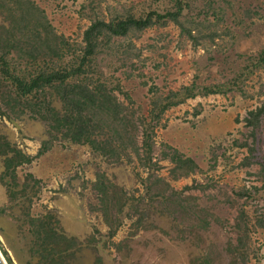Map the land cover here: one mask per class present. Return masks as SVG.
I'll return each instance as SVG.
<instances>
[{"label": "rangeland", "instance_id": "obj_1", "mask_svg": "<svg viewBox=\"0 0 264 264\" xmlns=\"http://www.w3.org/2000/svg\"><path fill=\"white\" fill-rule=\"evenodd\" d=\"M31 1L63 37V63L77 53L83 31L96 18L107 21L116 12L162 13L173 7V0ZM188 4L181 19L184 31L171 22L154 25L112 38L95 56L96 71L89 79L113 93L127 117V130L134 133L135 152L131 144L120 148L121 156H131L129 160L108 162L100 157L106 156L101 151L52 131L46 109L38 113L25 103L5 102L0 97V138L32 157L16 167L13 180L4 176L0 155V255L5 264L35 262L27 213L30 218L51 214L65 234L83 241L86 250L72 264H196L201 255L207 264H240L242 259L245 264H264V229L255 235V242L237 229L243 216L264 214V189L249 188L260 187L258 166L242 165L248 147H255L253 156L264 159V112L255 130L245 121L250 110L264 107V64L251 67L264 48V0H188ZM213 10L219 14L215 26L206 22ZM9 19L5 10L0 11V24L7 26ZM198 22L202 26L191 33L197 39L194 43L185 30ZM10 57L16 59L14 53ZM191 84H223L225 93L187 99L160 119L150 115L157 96ZM2 95L13 98L1 79ZM37 100L42 98L32 102ZM54 106L60 108L59 103ZM144 132L150 136L148 156L157 167L148 180L147 167L136 157L144 156ZM242 143L246 146L240 147ZM176 154L191 159L196 168L188 175L172 173L174 166L165 156ZM99 172L129 195H142L132 206L137 210L123 217L111 239H107L109 228L92 187ZM156 178L160 179L157 185ZM165 183L181 200L177 203L185 209L192 207L198 224L208 220L211 228L197 234L167 235L170 224L163 221L173 220L168 216L158 220L159 210L150 216L142 213L154 188ZM242 187L249 188V195L236 196ZM97 238L105 250L93 251L95 244L87 243ZM119 242L132 251L118 252L115 245Z\"/></svg>", "mask_w": 264, "mask_h": 264}, {"label": "trees", "instance_id": "obj_2", "mask_svg": "<svg viewBox=\"0 0 264 264\" xmlns=\"http://www.w3.org/2000/svg\"><path fill=\"white\" fill-rule=\"evenodd\" d=\"M188 7V0H173L172 9L165 10L162 13L158 10L147 13L124 11L123 13L116 12L107 21L96 18L83 31L81 45H79L77 53H73V57L63 63L61 60L63 57L62 51L66 44L63 37L56 34L45 13L31 0H0V11L5 10L10 18V23L7 26L0 24V80L2 79V82L7 83L11 88L13 98L10 95L0 97L5 102L25 103L30 110L35 111L36 109L38 113L43 108L46 109V116L50 121L52 131L60 133L59 135L62 138H67L77 145H88L94 150L101 151L106 156L100 157L107 159L108 162L114 161L117 163L121 158L129 160L131 156H121L120 148H126L131 144L133 150L134 133L132 134L127 130L128 125L126 126L125 123L127 117L113 93L104 84H95L89 79V76L96 71L95 56L114 37H125L131 32H140L154 25L165 26L168 22L181 28L182 15ZM207 16L208 20L206 22L215 26L219 20L218 12L213 10ZM216 16H218L217 19ZM192 25L185 30V33L195 43L197 39L191 36V33L202 26V22ZM181 30L184 31V28L182 27ZM213 36L214 34L210 37ZM13 53L16 59L10 57ZM253 59L257 62L252 64L251 67L253 69L261 67L264 64V48L259 52L258 57ZM223 88V84H209L202 87H197L195 84L181 86L177 90H170L166 95L157 96L152 101V108L149 113L160 119L165 111L183 104L187 99H193L197 96L224 94ZM46 95L51 99L46 100ZM40 97L42 98L41 101L32 102V99ZM54 103H59L60 108H56ZM263 112V106L250 110L247 113L248 117L245 118L246 124L252 126L255 130ZM0 140L2 141L0 142V155L4 170H6L4 176H10L15 180L16 167L30 162L32 157L22 153L14 146L11 147L10 143L4 138H0ZM150 146V136L144 132L142 142L144 156L136 157L142 160V165L148 169L147 180L151 178L149 176L153 175V171L157 169L151 162V156H148L151 153ZM245 146L246 143L240 145V147ZM247 151L248 155L242 158V165L254 164L258 166L256 176L260 187H249L258 192L264 189V159L262 156H253L255 147H248ZM165 157L174 166L172 169L174 174L188 175L196 168L195 163L188 157L177 154ZM153 181L156 185L160 183L159 178ZM143 182L147 189L149 186H147L146 180H143ZM13 184L16 183L13 182ZM165 186L154 188L149 198L151 202L142 213L150 216L159 210L157 212L158 220L165 218V216L166 218L168 216L169 220H173L170 222L166 219L163 221L165 224L162 222L166 226L168 222L170 224L168 231H166L167 235H170L171 232L178 235L185 233L197 234L199 231H207L211 228L212 223L208 220H205V222L200 221L202 224H198L196 222L198 220L193 216L192 207L185 209L184 206L177 203L181 200L175 196L172 188L168 187L167 183H165ZM92 187L97 193L100 210L102 209L105 223L109 228L107 239H111L115 236L118 227L122 225L123 217H131V209L133 211L137 210L132 206L140 201L142 195H138L137 198L131 194L129 195L114 184L103 172L96 174ZM249 188L242 187V191L236 193V196L249 195ZM167 190L169 193H167ZM155 203L158 208L154 205ZM26 215L32 227L30 230L32 238L30 240V250L35 261L34 264L76 263L86 250L82 245L83 241L65 234L59 222L51 214L36 218H30L29 213ZM241 220L242 224L239 221L241 226H237L238 232H241V228L247 239L249 238L251 242L257 241L255 235L260 229H264V214L254 215L253 217L252 215L249 217L243 216ZM136 222L140 223L139 220ZM166 226L164 229H166ZM99 242L100 240L97 238L87 243L95 244L93 245V251H96L97 247L99 251L101 249L105 250V248L98 245ZM122 243L119 242L115 245L118 252L126 249L130 253L132 249L129 246L122 248ZM102 258L100 256L97 262H101ZM204 258V255L199 256L196 259V264H207L203 260ZM236 263L233 261L229 264ZM240 264H245L244 259Z\"/></svg>", "mask_w": 264, "mask_h": 264}, {"label": "water", "instance_id": "obj_3", "mask_svg": "<svg viewBox=\"0 0 264 264\" xmlns=\"http://www.w3.org/2000/svg\"><path fill=\"white\" fill-rule=\"evenodd\" d=\"M0 264H5V262H4L3 258L1 257V255H0Z\"/></svg>", "mask_w": 264, "mask_h": 264}]
</instances>
